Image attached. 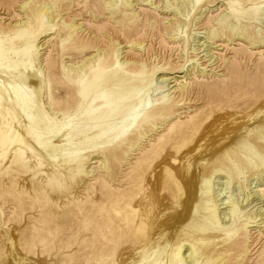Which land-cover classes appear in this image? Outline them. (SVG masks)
Here are the masks:
<instances>
[{
	"label": "bare ground",
	"instance_id": "obj_1",
	"mask_svg": "<svg viewBox=\"0 0 264 264\" xmlns=\"http://www.w3.org/2000/svg\"><path fill=\"white\" fill-rule=\"evenodd\" d=\"M0 1L4 12L15 16L14 23L0 22V187L6 186L4 196L14 194L11 200L16 206H8L16 222L7 224L13 246L23 242L43 253L48 249L45 241L67 231L66 245L59 250L71 251L66 258L72 264H244L250 254H245L250 247L248 225H264L261 208L246 210L262 200L264 188L247 190L241 200L223 195L232 182L249 176L264 182V72H257L253 84L250 74L235 62L225 81L198 92L197 109L181 118V111L192 106L185 85L182 92L163 93L173 88L168 87L171 80L184 78H170L167 71L183 69L184 62L164 61L159 66L157 81L162 85L155 87L164 91L150 101L139 94L152 77L156 81L155 67L147 70L144 63L140 67L128 64V59L120 63L122 49L111 44V36L104 49L95 38L78 37L81 24H65L59 18L70 10L71 0L23 2L22 15L15 14L16 0ZM177 1L174 20L163 28L179 37L186 34L181 19L203 6L202 0ZM218 1L226 11L209 16L200 26L203 37L199 33L190 37L192 54L214 62L216 43L232 39L250 47L264 46V0H207L203 5ZM131 4V0H85L82 10L95 20L108 12L117 32L133 44L145 32L138 30ZM196 14L188 28L192 21L194 26L202 22ZM57 18L61 25L54 22ZM144 27L155 30L149 23ZM52 34L55 50H48L40 61L38 40ZM162 37L160 45L167 46ZM198 38L204 40L195 44ZM7 44L18 74L11 72L5 59ZM89 49L95 51L86 57ZM83 54L86 58L76 63L63 60L65 55ZM97 160L105 175L90 182L89 167ZM116 166L128 169L116 179L115 190L109 183L115 180ZM35 178L42 181H32ZM80 189L84 199L64 202L69 212L48 193L69 198ZM22 221V226L15 225ZM76 222L80 224L74 227ZM81 258L83 263L76 261ZM254 264H264V249Z\"/></svg>",
	"mask_w": 264,
	"mask_h": 264
},
{
	"label": "rangeland",
	"instance_id": "obj_2",
	"mask_svg": "<svg viewBox=\"0 0 264 264\" xmlns=\"http://www.w3.org/2000/svg\"><path fill=\"white\" fill-rule=\"evenodd\" d=\"M16 1L17 2H16V5H15V8H14L15 14L22 15L24 13L23 12L24 10L23 11L21 10V5H22L21 3H23V2L31 3L32 0H16ZM84 1L85 0H71L70 6H69L70 10L68 8V11H65V13L60 14V16L61 15L62 16L59 17V18L61 19V21H64L65 24H68L71 21H75L77 24L80 23L81 25L80 24L79 25H80L81 29L78 31V34L79 33H81V34H79L78 37L84 38L85 40L87 38H89V39H94L95 38L96 42L98 40L97 46L98 47L101 46L103 49L106 46L108 36H111V38L113 39L111 44L114 47H118V49H122V50H120L121 51L120 58H119L120 63L124 62L125 59H128V61H129L128 64H132L133 63V64L141 67V66H143V63H144L145 64L144 67L147 70L152 68V66H154L155 67L154 70H155V74H156V81L153 82V77H152L151 83L149 85H144L145 88L139 94V96L141 98L147 97V98L150 99V101H153V100H155V99H157V98L162 96V93H163L162 91H164V90H160L159 88H156L155 86L158 85V86L161 87V85H162V84L158 83L157 78L161 75V74L159 75L158 72H160L162 70V69H158V68H159V66H161L163 64L164 61L178 62V65H180V64L182 65L183 62H184V68L183 69L176 70V71L174 70L172 72L171 71H167V72L172 73L171 75H169L170 78H172L173 76H175V77L176 76H179V77L180 76L181 77L184 76L185 79L184 78L183 79H177V82H174L175 81L174 79L171 80L170 82H173V83L169 84L168 87H173V88L171 90L167 91L166 93H163V95L164 94L166 95V94H169V93L174 92V91L178 92L179 90H180L179 92H182L180 87L181 86L183 87L185 85V89H183V90L185 92L187 91L189 94H191L190 95V102H192V103L188 102V104H191L192 106L189 105V106H191V109H189L188 111L185 110V109H187L186 107L184 108V110L181 111L182 112L181 115H180L181 118H184V117H186L188 115V113L190 114L191 112H193L194 111L193 109H195V108L197 109L196 106H198L199 103L197 104V102H195V97H196V94L198 92L206 90L207 86H209V88H211L214 85H219L221 80L225 81L226 77H224V76H226L229 73V71H231V69L233 67H236L237 64H234L235 62L238 61V63H240L242 72H244V73L248 72V74H250L251 82L253 84H256V82H257V77L258 76H256V74L258 75V73L264 72V60H263L264 59V49H263L264 46H262V47L261 46H253V47L251 46L250 47V45H247L244 42L242 43L239 40L237 41L235 39H232L233 40V41L231 40L232 44H231L230 40L228 42H226V43L225 42L224 43H221V42H217L216 43V45H218V47H217V49L213 50L212 53L215 55V57L218 59V61L216 59V61H214V62H213V60L209 61V62H206L207 59H204L203 57H201V55L198 56V55L192 54V50L191 49H192V45L193 44H191L192 40H191L190 37L193 34H196V33H199L198 36H200V37L201 36L203 37L205 35V34L202 35L201 32H204V30L202 31L200 29V26L208 19L209 16H215L218 13H220L221 10H222V12L226 11L225 10V6L223 5L222 2L218 1V3L210 4L211 6L209 5L206 8L205 7L206 5H203V2L205 3L207 0H202V3H201L202 5L201 6H203L204 8L202 7L200 10H197L196 12H195V9H194L191 12V14L188 16L187 20H185V21H184V19H185L184 17L181 19V22H182L181 25L184 26L183 30H185V32H186V34H188V36L186 37V34L184 35V33H182L179 37H177L176 34H174L172 36V31L170 32L168 30H165V29H167V28H165V26L168 27L169 24H170L169 20L170 21H171V19L174 20L173 15H176V13H175L176 10H179V9H177V6L179 7V5H177L175 7V3L176 2L178 3L177 0H131V2H132L131 7H132V10L134 11V15L136 16V22H137V20L139 21V22H137L138 26H139L138 30L145 32L144 37H135L136 41H135V38H134L132 40L133 41V44H132V43H127L126 40L124 39V37H122L121 34L117 32L116 25L114 24L113 20L111 19V16L108 14V12L104 13L103 16L98 17L96 20L94 18L92 19L91 16H88L90 14H88V13L85 14V12L82 10V3ZM0 2H2V1H0ZM2 5H3V3L0 4V22L2 24H4V25L5 24L9 25V23H11V22L14 23L15 22L14 14L12 12H8V11L4 12V8H2L4 5L3 6ZM82 11H83V13H82ZM199 12H200L199 15L196 14V13H199ZM194 13L197 15L196 17H200L199 20L202 21V22L200 24L194 26L195 25V21H192V22H190L191 23L190 24L191 28H188L187 25H188V23L190 21L189 19H191L190 17H192V15ZM177 17H179V16H177ZM59 18H57L58 20L55 19L54 22H58L59 23L58 25H61V23H60L61 21H60ZM148 23L151 24L152 27L155 28L154 31H152L151 28H147V27L145 28L144 27V25L148 24ZM100 27H102L101 28L102 30H100ZM197 28H199V29L196 30ZM156 29H159L162 33L157 35L156 34L157 33ZM192 29H193V31H192ZM100 33L103 34V38H102ZM112 33H113V37H112ZM108 34H110V35H108ZM169 34H171V35H169ZM85 36H86V38H85ZM161 37H162V39L165 40V42L167 43V46L160 45ZM198 39H195V44H199V43H197L198 41L201 40L200 41V43H201L204 40L202 38L201 39L198 38ZM55 40H56V35H54V34L49 35L47 37L44 36V37H42V38H40L38 40V43H40V45H42L41 50L39 51L40 52L39 53L40 54V61L42 60V58L44 60L45 56L47 55V53L49 51H51L53 49L55 50V48H52L53 46H51V44L54 45V43H56ZM137 41L142 42V43L140 45H138ZM173 42H178V45L173 44ZM116 44H118V45H116ZM135 45H137V46H135ZM4 48L6 50V52L4 54L5 55V59H7L9 61L8 65L10 66L11 72L14 73V74L20 73V70H18L17 68L14 70L13 62L16 61V58L12 54L13 50L12 51L10 50V47L8 46V44ZM88 51H89L90 54L88 53V55L86 57H88L91 54L93 55L95 50L94 49L93 50L89 49ZM56 53H57L56 51H53V54H52V56L55 57V58H56ZM189 54L191 55V57H190ZM239 54L241 55V57H240ZM254 54H255V56H254ZM258 55H260V56H258ZM84 57H85L84 54L81 55V56L72 55L71 57H69V55L68 56L65 55L63 57V60H64V62H68V64H71V63H74V62L76 63L77 61L78 62L82 61L83 59L86 58V57L85 58ZM237 58H238V60H237ZM141 59H143V60L141 61ZM223 61H224V63H223ZM4 62H5V66H6L7 65L6 64V60L2 61V63H4ZM205 62H206V64H205ZM136 63H139V64H136ZM157 63H159V64H157ZM244 63L246 65L249 64V66H246ZM218 64H220V65H218ZM44 65L45 64L43 63L42 66H44ZM147 66H148V68H147ZM185 72H187L188 74L185 73ZM202 72H204V73H202ZM201 74H202V76H201ZM221 78H223V79H221ZM182 82L185 83V84H183ZM199 88H200V90H199ZM157 89H159L160 91L159 90L156 91ZM160 92H161V94H160ZM177 94H179V93H177ZM139 96H138V98H140ZM180 116L178 115V118H180ZM173 118H175V117H173ZM178 118H177V120H178ZM158 128H159L158 132H160L162 126H158ZM58 144H59L58 142L55 143V145H58ZM0 153H1V147H0ZM103 167L104 166L100 163V161H98V163H96V164H93V165L91 164L90 167H89V170H92L93 173L90 174V177H89L88 181H90V182L93 181L94 182V180L96 178H98V179L102 178L103 175H105V170L103 169ZM126 168L128 169V166H125V167H122V168L121 167L119 168V166L118 167L117 166L114 167V169L112 170V173H115V175H116L115 176V180H113V183H111V182L109 183V185L111 184L110 186H111L112 189L115 188V190H116V186L118 185L117 184L118 182L116 181V179L118 180V179L121 178V176H123V174L127 171ZM118 169H119V171H118ZM122 172H124V173H122ZM262 175H264V172L262 173ZM245 176L247 177L248 174L245 175ZM255 179H256V176H249L247 178V180L240 179L237 182H232L231 183L232 185H229V189L225 192V194L223 196H226V198H227L230 194H232L233 197L236 200H241V199H243L245 197V195L247 193V190L251 191L252 188H253V191H257V190L263 189L264 188V185H263L264 182L260 181L259 183H256ZM224 180L225 179H220V181H224ZM32 181L41 182L42 180H41V178H39L38 180H37V178H35ZM20 183H22V182H20ZM2 184H3V182H2ZM114 185H115V187L113 188ZM20 186H22V184H20ZM5 188H6L5 184H4L3 187L2 186L0 187V223L2 224V225L0 224V226H1L0 227V232H1L0 233V264H15V263L16 264H72V262L68 261V259L66 258V256L68 255V252H71V251H69V250H67V251L66 250H59L60 248H62L63 246L66 245L65 244V242H66L65 239H66V237H68V235H66V234H68L67 231H61L62 233L60 232V234L57 235L59 237H55V239H58V240L54 239V241H45L43 243V245H47L48 249L46 251H44L43 253L40 252V251H37L36 248H31L28 245H25L23 242L22 243L19 242L18 244H16V246H13V243L11 242L12 238H11V236L8 233V230H7L8 229V227H7L8 225L7 224L10 223L12 220L13 221L11 222V224L14 223V221H15L14 220L15 216L13 215L14 213L11 214V212H12L11 208L13 206H16V204L14 202H12V200H11L12 196L14 195L13 193H12V195L7 193V196H6V194L4 196V192L6 193V189ZM17 188L18 187H16L14 189V193H16V194L18 193V192H16ZM1 189H3V190L1 191ZM90 190L92 191V188H90ZM78 191H81V192H79V194L78 193H73L72 197H69V198H65V197L59 198V197H61L59 195L62 194V193H59V194H56V193H53V192H48V193H50V196H51L52 199H54V200L58 199V203L59 204L61 203L62 209L65 210L64 209V205H65V203L67 204L68 201H71L70 199L74 198L75 201L76 200L80 201L81 199H84V194L85 193L82 192L81 189L78 190ZM8 195H10L11 197L9 198ZM62 196H63V194H62ZM59 199H60V201H59ZM261 199L262 200H260L258 202L257 201L253 202L247 208L246 211L252 212V211H255V209H257V208H261L262 211H264V195L262 196ZM6 202H7V204H6ZM58 203L54 202L53 205H55V207H58L59 206ZM36 204L40 205L39 202H36ZM8 205L11 206V208ZM7 207H9V208H7ZM69 210L70 209L66 208L65 211L69 212ZM59 212L62 215L63 211L61 212V210H60ZM68 212H65V213L68 214ZM70 214H71V212L68 215H70ZM9 220H10V222H9ZM23 223H24V221L19 222L18 224H15V225L22 226ZM79 224L76 222V224H73V226L76 227V225L79 226ZM4 225H6V226H4ZM15 225L13 224L15 229H17L18 226H15ZM248 226L249 227H248L247 231H249V232L247 234V238H248L247 242L250 245V247L247 244V246L249 248H248V250L246 251L245 254H249V253L250 254L248 256L245 255L244 260L245 259L246 260L245 261L243 260V262H244V264L246 262H247L246 264H254L257 261L260 252L264 249V233H263L264 232V230H263L264 229V225H261L260 228L258 226H254V225L253 226L252 225H248ZM3 233H5V235H3ZM83 236H84V234H81L80 238L82 237V239H83L84 238ZM76 244H77V242H76ZM10 245L12 246V249H10ZM74 246H76V245L74 244ZM83 260L84 259L81 258L79 260L77 259L76 261L77 262L78 261H82V263H83Z\"/></svg>",
	"mask_w": 264,
	"mask_h": 264
}]
</instances>
